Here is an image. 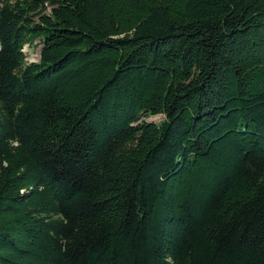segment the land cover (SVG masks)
Segmentation results:
<instances>
[{"label": "trees", "instance_id": "1", "mask_svg": "<svg viewBox=\"0 0 264 264\" xmlns=\"http://www.w3.org/2000/svg\"><path fill=\"white\" fill-rule=\"evenodd\" d=\"M0 264H264V0H0Z\"/></svg>", "mask_w": 264, "mask_h": 264}, {"label": "rangeland", "instance_id": "2", "mask_svg": "<svg viewBox=\"0 0 264 264\" xmlns=\"http://www.w3.org/2000/svg\"><path fill=\"white\" fill-rule=\"evenodd\" d=\"M39 41L38 40H33L32 43V48L24 46L22 49V52L25 55V59L27 62H36L38 59V52H39ZM162 120V117L160 116H154V117H149L145 119L147 122H160Z\"/></svg>", "mask_w": 264, "mask_h": 264}]
</instances>
